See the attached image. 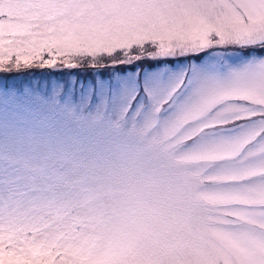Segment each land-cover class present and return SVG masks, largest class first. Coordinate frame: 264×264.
Wrapping results in <instances>:
<instances>
[{
  "label": "rangeland",
  "instance_id": "1",
  "mask_svg": "<svg viewBox=\"0 0 264 264\" xmlns=\"http://www.w3.org/2000/svg\"><path fill=\"white\" fill-rule=\"evenodd\" d=\"M118 6L61 48L78 65L66 76L123 78L90 110L69 164L81 195L40 225L35 264H264V45L246 44L264 35V0ZM61 11L82 29L83 9Z\"/></svg>",
  "mask_w": 264,
  "mask_h": 264
},
{
  "label": "snow or ice",
  "instance_id": "2",
  "mask_svg": "<svg viewBox=\"0 0 264 264\" xmlns=\"http://www.w3.org/2000/svg\"><path fill=\"white\" fill-rule=\"evenodd\" d=\"M71 8L83 11L75 18L82 29L70 35L71 18L61 10ZM119 12L118 0H0V264H35L40 225L58 223L54 217L81 195L69 164L90 143V110L119 92L123 74L66 76L78 65L62 60L61 48L95 38ZM246 44L264 45V35H250ZM34 68L48 76L38 79Z\"/></svg>",
  "mask_w": 264,
  "mask_h": 264
},
{
  "label": "trees",
  "instance_id": "3",
  "mask_svg": "<svg viewBox=\"0 0 264 264\" xmlns=\"http://www.w3.org/2000/svg\"><path fill=\"white\" fill-rule=\"evenodd\" d=\"M257 51H258V50H257ZM258 52H259L260 54H264V51H260V50H259ZM160 64H161V63H160Z\"/></svg>",
  "mask_w": 264,
  "mask_h": 264
}]
</instances>
